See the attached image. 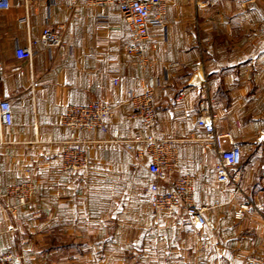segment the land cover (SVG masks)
<instances>
[{
  "label": "crops",
  "instance_id": "crops-1",
  "mask_svg": "<svg viewBox=\"0 0 264 264\" xmlns=\"http://www.w3.org/2000/svg\"><path fill=\"white\" fill-rule=\"evenodd\" d=\"M166 18L165 28L151 30L157 48L149 49L152 63L142 69L127 53L128 26L116 9L11 0L0 11V101L13 111L12 125L0 126V255L21 251L25 258L16 264H247L250 256H264V0L200 6L167 0ZM47 26L66 49L40 43ZM28 47L33 59L19 60L17 50ZM198 73L219 116L217 133L243 151L228 184L217 182V158L202 153ZM150 78L156 134L179 151L170 178H195V202L207 208L213 232L184 224L182 213L154 215L144 191L152 182L150 159L139 166L126 143L113 142L112 131H84L90 168H63L69 130L58 117L66 106L106 101L116 107L111 130H119L120 140L147 136L130 119L126 96L140 93L136 83ZM24 181L33 182L35 194L20 207L6 190ZM243 203L250 210L236 220ZM13 225L18 231H10Z\"/></svg>",
  "mask_w": 264,
  "mask_h": 264
},
{
  "label": "built area",
  "instance_id": "built-area-1",
  "mask_svg": "<svg viewBox=\"0 0 264 264\" xmlns=\"http://www.w3.org/2000/svg\"><path fill=\"white\" fill-rule=\"evenodd\" d=\"M28 6V0H24ZM200 6L205 0H191ZM73 8L87 7L92 9H116L128 26L130 41L127 45V53L135 57L139 66L145 69L152 61L148 57L149 49H156L155 42L150 43V33L155 28L166 27L167 0H70ZM11 8V0H0V11ZM208 41V39H205ZM40 43L46 48L66 49L67 44L63 38L47 26L41 35ZM31 47L18 49L16 57L19 60L33 59ZM177 66V64H173ZM23 73L17 66L13 69ZM198 79L202 85L199 93V117L198 125L204 129L205 138L202 140V153L211 154L217 158L216 178L220 184L231 182V172L241 166L243 151L240 146L217 133L216 127L219 116L213 108L212 100L207 89V80L201 73ZM118 83V81H116ZM140 93L129 91L126 96L133 113L131 120H138L143 129L150 131L149 135H137L129 141L120 140L119 130H111L115 118L116 107L106 101H93L86 105H67L59 115L58 122L61 127L69 130V139L65 142L62 151V165L67 171H85L91 165V152L89 141L81 137L84 131L99 130L104 133L112 131L113 142L126 143L127 149L135 153L137 164L143 165L147 158L150 163L147 166L152 182L144 187V191L151 195L150 208L154 215H175L182 213L183 223L196 230L207 227L211 232L215 230L214 223L206 215L207 208L199 207L194 198L195 178L191 175H180L174 179L170 176L179 166V151L173 141L165 137H159L155 131V78L142 81ZM13 123V111L9 101H0V126H11ZM226 144L229 145L227 148ZM140 148H137V147ZM240 189H236L239 193ZM35 194V186L32 181H24L11 185L6 190V196L18 202V206L28 205ZM215 207L221 206L216 201ZM250 206L243 203L235 213L236 220L245 219ZM17 226H11L10 231H18ZM207 243H202L203 248H208ZM25 255L17 250L9 249L0 255V264H16L23 261ZM247 264H264V256L253 255L247 260Z\"/></svg>",
  "mask_w": 264,
  "mask_h": 264
},
{
  "label": "rangeland",
  "instance_id": "rangeland-1",
  "mask_svg": "<svg viewBox=\"0 0 264 264\" xmlns=\"http://www.w3.org/2000/svg\"><path fill=\"white\" fill-rule=\"evenodd\" d=\"M13 226H14V225H13ZM18 252L22 254V252H21V251H18Z\"/></svg>",
  "mask_w": 264,
  "mask_h": 264
},
{
  "label": "trees",
  "instance_id": "trees-1",
  "mask_svg": "<svg viewBox=\"0 0 264 264\" xmlns=\"http://www.w3.org/2000/svg\"><path fill=\"white\" fill-rule=\"evenodd\" d=\"M242 165V164H241ZM240 167V166H239Z\"/></svg>",
  "mask_w": 264,
  "mask_h": 264
}]
</instances>
